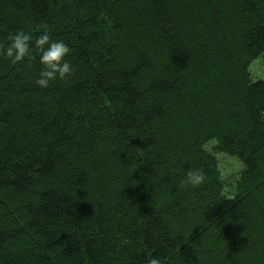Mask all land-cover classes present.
I'll use <instances>...</instances> for the list:
<instances>
[{"label": "trees", "instance_id": "16d2710c", "mask_svg": "<svg viewBox=\"0 0 264 264\" xmlns=\"http://www.w3.org/2000/svg\"><path fill=\"white\" fill-rule=\"evenodd\" d=\"M44 25L74 73L0 54V264H264V0H0Z\"/></svg>", "mask_w": 264, "mask_h": 264}, {"label": "clouds", "instance_id": "9594fccd", "mask_svg": "<svg viewBox=\"0 0 264 264\" xmlns=\"http://www.w3.org/2000/svg\"><path fill=\"white\" fill-rule=\"evenodd\" d=\"M39 35H33L24 29H16L7 37V43L0 42V54L7 57L11 63L17 64L30 55V49H35L38 62L42 66L36 85L47 87L50 81L65 79L74 73L72 64L66 59L70 53L69 46L63 40L51 39L47 26H42ZM206 177L199 170H190L186 173L183 183L198 187L205 183ZM149 264H161V260L153 256Z\"/></svg>", "mask_w": 264, "mask_h": 264}, {"label": "rangeland", "instance_id": "374dc122", "mask_svg": "<svg viewBox=\"0 0 264 264\" xmlns=\"http://www.w3.org/2000/svg\"><path fill=\"white\" fill-rule=\"evenodd\" d=\"M258 65H252L251 69H256ZM262 70V69H261ZM212 144H207L206 149H210ZM221 173L222 182L225 185L224 192H232L233 184L238 178V173L242 169L240 162L236 158L225 155H216Z\"/></svg>", "mask_w": 264, "mask_h": 264}]
</instances>
